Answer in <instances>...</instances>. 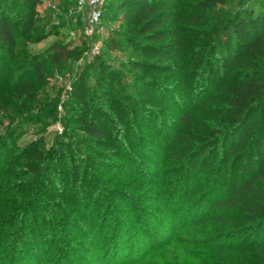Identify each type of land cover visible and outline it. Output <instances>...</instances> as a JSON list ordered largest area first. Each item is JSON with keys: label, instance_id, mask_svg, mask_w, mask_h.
I'll list each match as a JSON object with an SVG mask.
<instances>
[{"label": "trees", "instance_id": "1", "mask_svg": "<svg viewBox=\"0 0 264 264\" xmlns=\"http://www.w3.org/2000/svg\"><path fill=\"white\" fill-rule=\"evenodd\" d=\"M230 1L113 0L128 18L121 42L143 56L130 61L127 87L102 64L92 95L80 80L67 105L71 118L48 148L41 137L16 143L26 123L44 122L53 112L35 90L45 81L47 62L17 43L18 35L30 36L40 0H0V125L9 124L0 134V264H43L57 239L66 259L86 264L58 225L92 236L93 211L104 194L118 212L109 211L114 227L108 249L116 259L122 247L116 227L131 223L118 214H131L135 208L130 211L127 199L135 195L123 186L107 193L100 184L118 177L147 180L169 193L179 191L175 183L192 180L187 199L211 189L210 199L193 198L206 204L205 212L187 223L209 221L215 228L199 244L227 248L218 241L245 235L257 263L264 264V0H232L238 4L234 10L223 6ZM105 44L116 47L117 39ZM52 48L51 61L69 58L64 49ZM67 129L81 131L88 141L72 133L67 140ZM132 146L163 160L139 161L135 155L141 151ZM43 197L52 213L44 212ZM38 202L43 211L34 212ZM108 210L104 205L96 216L97 231ZM59 252L50 264H59ZM217 262L211 264H228Z\"/></svg>", "mask_w": 264, "mask_h": 264}, {"label": "rangeland", "instance_id": "2", "mask_svg": "<svg viewBox=\"0 0 264 264\" xmlns=\"http://www.w3.org/2000/svg\"><path fill=\"white\" fill-rule=\"evenodd\" d=\"M105 1L107 5L103 10V18L91 37L84 34L85 15L84 12L75 8L73 0H40L35 6L32 24L27 29L30 36L18 35L17 43L24 45V51L29 56L47 62L45 81L39 85L35 84L37 87L35 90L37 96L42 99L43 107L50 106L53 112L51 117L44 122L38 124L26 123L23 134L17 138L16 143L23 144L41 137L46 147L51 148L55 145V139L62 133L67 123L66 117L69 115L67 105L73 101L74 87L80 80H83L85 94L92 95L94 81L97 80L98 75V64H102V66L114 72L118 84L127 87L128 75L132 69L130 61L143 55L123 45L121 36L129 27L127 24L128 18L122 12L114 9L113 0ZM223 6L234 10L238 4L231 0ZM110 37L117 39L116 47L112 48L105 44L106 39ZM52 47L64 49L69 53V58L61 59L59 62L51 61V55L54 56ZM118 84L114 85V90ZM34 105L37 106V104ZM168 115L174 118L178 114L172 112ZM69 117L71 118L70 115ZM69 125L72 124L69 123ZM8 127V123L0 125V134L5 133ZM71 133L79 141H88L79 130L72 132L67 129V135L65 132L64 137L68 140L67 137ZM145 134L150 135V132H145ZM88 145L90 144L88 143ZM92 147L97 146L92 145ZM135 149L139 151L141 147ZM135 149L133 147V151L136 153ZM140 151L141 154L137 153L135 155L139 161L148 157L150 159L149 163L152 164L156 161L161 163L163 160V158L156 160L147 151ZM85 152V149H81V152L78 150V154H81L82 158ZM142 164L149 165L147 161L142 162ZM194 181L195 179H193ZM146 182L141 183L139 179L133 178L123 180L118 177L115 182L99 183L103 185L105 190L108 189L107 193L111 191V187L123 186L124 189H129L128 195L132 193L135 195L127 199L130 211L135 208L131 211V214H118L124 221H130L131 223L128 222L124 227H116L122 231L120 236L122 247L116 259L115 256L110 255L108 249L111 230L114 227L110 215L112 213L109 214V211L112 210L113 213H118L113 207L112 196L104 194V199L100 202L97 211H93L95 218L92 236L85 238L81 231L66 230L58 225V232L62 234L66 231L70 240L77 244V253L83 257L82 259L87 262L86 264H211L213 261H225L228 264H258V256L256 255V249L253 247V242L245 235L237 238L220 239L218 244L220 246L226 245L227 248L212 249L202 246L198 242L199 239L207 238L209 235L212 236L215 232V228H211L213 227L211 222L205 221L194 226L187 225L191 221L189 218L192 215L205 212L206 204L202 202L199 205L198 200L201 199V196L205 198V195L207 199H210L214 195L211 189L203 190L201 193L196 191L187 199L192 187V180L189 182L181 180L178 184L175 183L179 189L177 193L173 190L169 193V190L164 188H154V186L147 185ZM197 196L198 200H193ZM42 200L47 202L44 212L52 213L51 209L53 208L47 198L43 197ZM104 205H109L108 216H106L104 223L97 231L98 217L96 216H99ZM42 206L38 202L33 211H41ZM47 208L48 210H45ZM145 211L146 214H143ZM185 218L187 219L183 221ZM228 225L234 226L235 224ZM132 243L134 244L133 249ZM244 244H249L250 247L243 249L241 246ZM54 245L43 264H50L54 260L57 250L59 252L61 244L58 239ZM230 245H235V250L229 249L228 246ZM238 245L241 246L238 248ZM24 248L28 250V247ZM65 248L68 249L66 246ZM66 251L63 249L59 252V264H81L73 258L72 260L66 259ZM20 264H27V262L22 260Z\"/></svg>", "mask_w": 264, "mask_h": 264}, {"label": "built area", "instance_id": "3", "mask_svg": "<svg viewBox=\"0 0 264 264\" xmlns=\"http://www.w3.org/2000/svg\"><path fill=\"white\" fill-rule=\"evenodd\" d=\"M77 10L84 12V34L91 37L101 20L104 0H73Z\"/></svg>", "mask_w": 264, "mask_h": 264}]
</instances>
